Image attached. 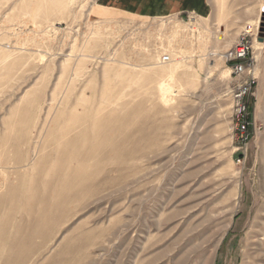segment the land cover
Masks as SVG:
<instances>
[{
  "label": "rangeland",
  "instance_id": "1",
  "mask_svg": "<svg viewBox=\"0 0 264 264\" xmlns=\"http://www.w3.org/2000/svg\"><path fill=\"white\" fill-rule=\"evenodd\" d=\"M210 1L0 0V264H264V0Z\"/></svg>",
  "mask_w": 264,
  "mask_h": 264
},
{
  "label": "crops",
  "instance_id": "2",
  "mask_svg": "<svg viewBox=\"0 0 264 264\" xmlns=\"http://www.w3.org/2000/svg\"><path fill=\"white\" fill-rule=\"evenodd\" d=\"M94 16L126 15L140 19L166 18L192 13L200 19L213 13L210 0H89Z\"/></svg>",
  "mask_w": 264,
  "mask_h": 264
},
{
  "label": "built area",
  "instance_id": "3",
  "mask_svg": "<svg viewBox=\"0 0 264 264\" xmlns=\"http://www.w3.org/2000/svg\"><path fill=\"white\" fill-rule=\"evenodd\" d=\"M243 30L239 42L235 47L227 54V60L232 62V71L236 74H242L246 71V66L244 62L248 59L250 53L252 52V36H256L255 25L248 24ZM257 28V26H255ZM164 61H170V56L166 55L163 57ZM250 72V71H249ZM249 87L244 86L235 93V105H236V115L239 125V130L242 136L247 134L250 122L248 121V105L243 101L244 96L248 93Z\"/></svg>",
  "mask_w": 264,
  "mask_h": 264
},
{
  "label": "water",
  "instance_id": "4",
  "mask_svg": "<svg viewBox=\"0 0 264 264\" xmlns=\"http://www.w3.org/2000/svg\"><path fill=\"white\" fill-rule=\"evenodd\" d=\"M264 40V26L260 28V32H259V41H263Z\"/></svg>",
  "mask_w": 264,
  "mask_h": 264
},
{
  "label": "bare ground",
  "instance_id": "5",
  "mask_svg": "<svg viewBox=\"0 0 264 264\" xmlns=\"http://www.w3.org/2000/svg\"><path fill=\"white\" fill-rule=\"evenodd\" d=\"M245 27H248V26L246 25ZM254 28H255V27H254ZM244 29H245V28H244ZM254 30H255V32H257L256 29H254ZM239 39H240V38H239ZM238 42H239V41H238ZM252 46H253V44H252ZM263 230H264V229H263ZM263 233H264V231H263ZM15 239H16V238H15ZM19 240H20V239H19ZM19 240H18V241H19ZM18 241H17V242H18ZM14 242H15V241H14ZM15 243H16V242H15ZM15 243H14V244H15ZM262 245H263V247H264V240L262 241Z\"/></svg>",
  "mask_w": 264,
  "mask_h": 264
}]
</instances>
